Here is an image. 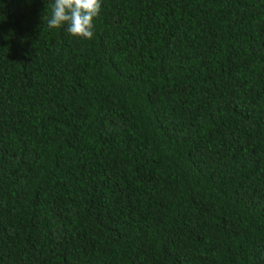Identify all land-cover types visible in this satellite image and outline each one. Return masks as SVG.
<instances>
[{
  "label": "trees",
  "instance_id": "1",
  "mask_svg": "<svg viewBox=\"0 0 264 264\" xmlns=\"http://www.w3.org/2000/svg\"><path fill=\"white\" fill-rule=\"evenodd\" d=\"M0 0V264H264V0Z\"/></svg>",
  "mask_w": 264,
  "mask_h": 264
},
{
  "label": "clouds",
  "instance_id": "2",
  "mask_svg": "<svg viewBox=\"0 0 264 264\" xmlns=\"http://www.w3.org/2000/svg\"><path fill=\"white\" fill-rule=\"evenodd\" d=\"M101 0H53L51 11L43 15L49 28L66 25V32L74 37L91 39L94 35V18L101 11Z\"/></svg>",
  "mask_w": 264,
  "mask_h": 264
}]
</instances>
